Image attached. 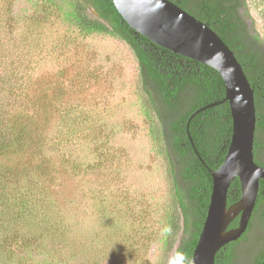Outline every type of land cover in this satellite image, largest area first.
I'll return each mask as SVG.
<instances>
[{"label": "trees", "instance_id": "obj_1", "mask_svg": "<svg viewBox=\"0 0 264 264\" xmlns=\"http://www.w3.org/2000/svg\"><path fill=\"white\" fill-rule=\"evenodd\" d=\"M172 1L215 30L241 63L254 92V158L264 165V35L256 28L248 0ZM32 3L34 13L19 22L11 14L12 0H0V264H35L32 258L38 254L46 255L48 264H80L92 250L102 254L98 214L93 223L92 217H77L72 195L63 189L61 179L82 178L104 167L114 157L111 134L117 125L74 104L67 88L40 80L37 64L56 58L49 47L64 39V45L73 41L65 36L56 41L41 37L39 30L50 21L55 26L63 24L65 30L122 41L132 53L137 66L136 95L149 119L156 155L165 167L159 264H168L170 254L173 264L178 253L192 264L212 189L210 169L222 163L232 132L228 102L205 107L225 95L220 74L135 32L111 0ZM59 56L67 60V50ZM68 72V66L59 69L63 77ZM83 72L74 67L68 76L76 91L87 89L85 83L98 74ZM84 142L94 143L89 151L93 163L83 155ZM85 187V195L96 201L92 207L97 212L102 193L94 183ZM240 196V182L235 178L228 188L227 205ZM257 199L264 207V178L259 180ZM115 223L106 227L116 231ZM237 223L235 217L228 227ZM135 226H121L115 232L131 241L114 255L127 264L139 263L144 247L139 241L142 230ZM166 228L171 232L165 233ZM92 236L98 240L95 244L88 242ZM219 251L215 264L223 260Z\"/></svg>", "mask_w": 264, "mask_h": 264}, {"label": "rangeland", "instance_id": "obj_2", "mask_svg": "<svg viewBox=\"0 0 264 264\" xmlns=\"http://www.w3.org/2000/svg\"><path fill=\"white\" fill-rule=\"evenodd\" d=\"M33 1L12 0L11 14L22 22L24 17L34 13ZM248 3L250 13L256 19V28L264 35V0H248ZM51 22L53 21L47 22L39 30L41 37L56 41L65 36L73 41L64 45L67 41L64 39L49 47L56 58L53 62L37 64L40 80L43 83L50 80L53 86L67 88L74 104H79L91 114L109 119L117 125L111 134L114 157L104 167L82 178H60L63 189L72 195V211L76 212L77 217H92L93 223L94 216L98 214L102 254H95L92 250L80 264H127L114 255L116 250L125 248L131 241L126 242L119 236L120 233L115 232L122 227L131 228L135 224L138 225L135 228L142 230L139 241L144 244L137 264H159L162 258V240L159 235L163 226L161 207L166 188L165 167L156 155L151 142L149 119L136 95L138 79L135 59L122 41L97 33L84 35L75 30H65L63 24L55 26ZM64 50H67V60H62L59 56ZM72 55L79 57L80 61H74ZM61 66H68L69 75L66 77L59 75ZM74 67L75 70L84 71V75L86 71L98 73L96 79L85 83L88 85L87 89L74 90L77 87L68 77L74 73ZM83 146L85 159L93 163L94 159L89 151L94 143L84 142ZM54 167L57 169V166ZM92 183L102 193L103 203L97 212L92 207L96 201L84 192L85 185ZM116 221L118 222L115 223ZM109 222L116 224V231L106 227ZM97 241L93 236L88 238L91 244ZM45 256L33 255L32 259L35 264H48ZM171 260L172 254L168 257V264H171ZM133 263L136 264L135 261Z\"/></svg>", "mask_w": 264, "mask_h": 264}, {"label": "water", "instance_id": "obj_3", "mask_svg": "<svg viewBox=\"0 0 264 264\" xmlns=\"http://www.w3.org/2000/svg\"><path fill=\"white\" fill-rule=\"evenodd\" d=\"M123 20L154 43L214 68L221 76L232 132L226 154L210 169L212 189L206 217L193 249L192 264H215L218 250L247 229L264 165L254 158L256 108L253 88L234 51L207 23L172 0H111ZM204 107V108H205ZM201 109H198L200 111ZM239 179L241 196L227 205L231 181ZM238 217L234 227L230 222Z\"/></svg>", "mask_w": 264, "mask_h": 264}, {"label": "flooded vegetation", "instance_id": "obj_4", "mask_svg": "<svg viewBox=\"0 0 264 264\" xmlns=\"http://www.w3.org/2000/svg\"><path fill=\"white\" fill-rule=\"evenodd\" d=\"M263 215L264 207L260 205L256 197L247 229L237 240L233 241L234 243H228L221 247L220 251L218 250L219 257L223 260L217 264H264Z\"/></svg>", "mask_w": 264, "mask_h": 264}, {"label": "clouds", "instance_id": "obj_5", "mask_svg": "<svg viewBox=\"0 0 264 264\" xmlns=\"http://www.w3.org/2000/svg\"><path fill=\"white\" fill-rule=\"evenodd\" d=\"M171 229L170 228H166L165 229V233H170ZM178 261L173 262V264H187V260L186 257L184 256L183 253H178Z\"/></svg>", "mask_w": 264, "mask_h": 264}]
</instances>
